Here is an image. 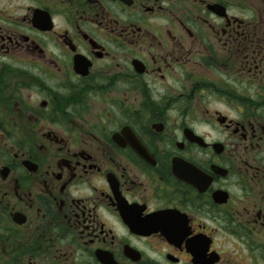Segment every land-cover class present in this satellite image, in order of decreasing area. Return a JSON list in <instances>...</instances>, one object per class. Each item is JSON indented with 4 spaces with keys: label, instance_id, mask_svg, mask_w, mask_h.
I'll return each mask as SVG.
<instances>
[{
    "label": "flooded vegetation",
    "instance_id": "obj_1",
    "mask_svg": "<svg viewBox=\"0 0 264 264\" xmlns=\"http://www.w3.org/2000/svg\"><path fill=\"white\" fill-rule=\"evenodd\" d=\"M0 264H264V0H0Z\"/></svg>",
    "mask_w": 264,
    "mask_h": 264
},
{
    "label": "water",
    "instance_id": "obj_2",
    "mask_svg": "<svg viewBox=\"0 0 264 264\" xmlns=\"http://www.w3.org/2000/svg\"><path fill=\"white\" fill-rule=\"evenodd\" d=\"M165 228L163 227V228H161V230L165 233V230H164ZM165 234H167V233H165Z\"/></svg>",
    "mask_w": 264,
    "mask_h": 264
}]
</instances>
